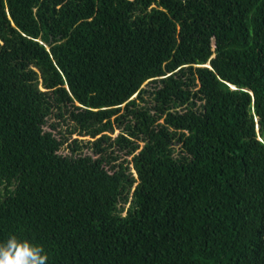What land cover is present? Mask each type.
I'll return each instance as SVG.
<instances>
[{
	"label": "trees",
	"instance_id": "trees-1",
	"mask_svg": "<svg viewBox=\"0 0 264 264\" xmlns=\"http://www.w3.org/2000/svg\"><path fill=\"white\" fill-rule=\"evenodd\" d=\"M19 244L264 264V0H0V248Z\"/></svg>",
	"mask_w": 264,
	"mask_h": 264
},
{
	"label": "clouds",
	"instance_id": "clouds-1",
	"mask_svg": "<svg viewBox=\"0 0 264 264\" xmlns=\"http://www.w3.org/2000/svg\"><path fill=\"white\" fill-rule=\"evenodd\" d=\"M0 264H47V254L31 244L0 248Z\"/></svg>",
	"mask_w": 264,
	"mask_h": 264
},
{
	"label": "rangeland",
	"instance_id": "rangeland-1",
	"mask_svg": "<svg viewBox=\"0 0 264 264\" xmlns=\"http://www.w3.org/2000/svg\"><path fill=\"white\" fill-rule=\"evenodd\" d=\"M118 132V130H114V133L112 134L113 136L116 135V133ZM75 135L72 136V138L74 137ZM79 138H82V137H79ZM67 149H62L61 152L65 153Z\"/></svg>",
	"mask_w": 264,
	"mask_h": 264
},
{
	"label": "water",
	"instance_id": "water-1",
	"mask_svg": "<svg viewBox=\"0 0 264 264\" xmlns=\"http://www.w3.org/2000/svg\"><path fill=\"white\" fill-rule=\"evenodd\" d=\"M208 66H209V65H208ZM208 66H207V67H208Z\"/></svg>",
	"mask_w": 264,
	"mask_h": 264
}]
</instances>
